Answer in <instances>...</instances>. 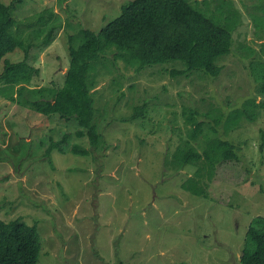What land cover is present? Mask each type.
<instances>
[{
  "label": "rangeland",
  "instance_id": "obj_1",
  "mask_svg": "<svg viewBox=\"0 0 264 264\" xmlns=\"http://www.w3.org/2000/svg\"><path fill=\"white\" fill-rule=\"evenodd\" d=\"M132 1L22 0L11 16L25 23L13 30L31 46L27 62L38 71L28 88L40 89L48 100L56 97L69 68L70 38L77 45L81 29L99 33ZM232 1L240 22L216 78L177 74L184 69L180 62L137 70L122 61L114 64L111 55L100 60L93 90L104 141L99 148L76 138L75 119L47 118L19 104L18 87L15 102L0 93V219L37 227L38 264H241L248 229L264 218V109L254 123L242 112L233 131L225 122L247 101L264 100L258 80L264 0ZM54 13L55 30L46 45L51 26L37 18ZM0 15L5 20L1 9ZM25 58L21 49L9 54L0 62V77L6 63ZM22 98L32 99L27 91ZM189 115L203 123L192 141L198 152L221 139L233 144L237 155L217 166L201 197L181 187L196 168L176 171L168 161L195 129ZM66 134L67 152L48 154L52 140ZM75 145L89 155L74 154Z\"/></svg>",
  "mask_w": 264,
  "mask_h": 264
},
{
  "label": "trees",
  "instance_id": "obj_2",
  "mask_svg": "<svg viewBox=\"0 0 264 264\" xmlns=\"http://www.w3.org/2000/svg\"><path fill=\"white\" fill-rule=\"evenodd\" d=\"M21 2L14 0L8 6L0 3V9L6 17L0 21V62L17 49L26 54L22 62L6 63L4 74L0 77V84L4 87H0V93L15 102L14 88L18 87L19 104L28 105L26 107L47 118L58 116L66 121L75 119L79 128L75 133L76 138H87L94 149L104 144L95 120L98 110L93 97L96 68L102 58L111 55L114 64L122 61L137 70L180 62L184 69L177 74L203 73L216 78L221 74L220 60L231 53L233 34L241 16L232 0H204L202 7L199 0L132 1L122 8L118 18L99 33L81 29L77 45L74 43L75 37L70 38L69 68L64 84L57 96L48 100L43 97L40 89L28 88L38 71L27 62L31 46L25 44L21 33L13 30L15 26L25 24L23 21H15L11 16V11ZM212 3L215 8L210 9ZM45 16L41 14L37 20L38 23L51 26L50 34L44 40V44L48 45L55 30V13ZM27 21L29 23L26 25H31L30 19ZM263 66L260 67L258 80L261 82L259 94L264 97ZM26 91L32 99L22 98ZM144 109L145 105L136 108L132 120L138 119ZM262 109L264 100L260 103L247 101L243 109L229 114L225 129L235 130L242 112L250 123H254L259 115L258 110L260 112ZM194 115L188 116V121L195 125V129L190 132V139L179 146L168 161L172 167H176V171L185 166L196 168L194 175L181 187L201 197L216 176L217 166L221 162L236 160L237 155L235 146L221 139L210 141L202 153L198 152L192 141H197L202 134L203 123H197ZM69 137L70 134H66L58 142L52 140L48 154L52 149L65 154L70 147ZM72 152L76 155H89L88 150L77 145L72 147ZM40 250L36 226H29L20 219L9 222L0 219V264H38ZM241 264H264L263 217L254 219L248 229Z\"/></svg>",
  "mask_w": 264,
  "mask_h": 264
}]
</instances>
